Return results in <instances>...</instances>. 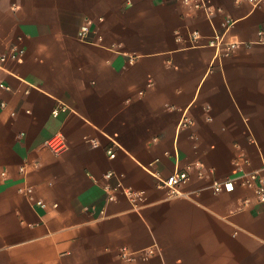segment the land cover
Returning a JSON list of instances; mask_svg holds the SVG:
<instances>
[{
	"label": "crops",
	"instance_id": "0c3cea01",
	"mask_svg": "<svg viewBox=\"0 0 264 264\" xmlns=\"http://www.w3.org/2000/svg\"><path fill=\"white\" fill-rule=\"evenodd\" d=\"M206 1L222 12L210 19L182 0H0V57L24 50L0 63V264H264V204L249 188L210 189L241 158L245 172L264 161V7ZM226 17L242 43L231 57L188 46L190 31L212 37ZM56 134L60 155L45 145ZM187 169L183 196L157 187ZM107 187L134 199L118 188L109 201Z\"/></svg>",
	"mask_w": 264,
	"mask_h": 264
},
{
	"label": "built area",
	"instance_id": "2783aa9c",
	"mask_svg": "<svg viewBox=\"0 0 264 264\" xmlns=\"http://www.w3.org/2000/svg\"><path fill=\"white\" fill-rule=\"evenodd\" d=\"M237 3L246 2L252 8L257 9L260 7H264V0H235ZM183 5L188 7L194 11H202L205 13L206 17L212 18L214 14H220L222 11L219 8H213L209 5L206 0H182ZM236 21L226 17L222 22V27L224 28L223 31L220 33H215L212 37L204 38L198 31H190L187 34V42L188 46L191 48H210L215 51V57L217 59L229 58L233 55L236 49L242 44L237 39L230 36L229 32L231 28L234 26ZM89 33L88 23L83 24L78 32V38L80 41H86L87 36ZM257 42L259 44H264V23L260 25L256 32ZM177 42H182L183 39L180 35L176 37ZM24 54L23 49L13 48L10 51L6 52L0 57V63H4L6 61H16L19 60ZM1 89L8 90V87L0 85ZM3 106V105H2ZM63 110V108H56L53 110V116H57L59 111ZM189 123V121H187ZM184 124V123H183ZM93 146H96L97 143L92 141ZM46 147L55 155H60L67 150V142L63 135L56 134L51 137L46 142ZM108 155L110 158L115 157V153L112 149H109ZM241 164H248V160L240 159L239 161L235 162L236 166V174L233 177L224 179V180H215L210 185V189L213 194H220V193H231L234 191L236 186L249 188L252 189L256 195V198L259 203L264 204V161H262V165L259 169L253 170L251 172H245L243 169L240 168ZM194 168L200 170L201 164L195 163ZM20 172L24 171V168L19 169ZM2 176L5 173H1ZM199 175H202L201 170L199 171ZM112 177V173H107L105 175L106 179ZM156 177V176H155ZM157 187L160 189H165L170 197H179L183 196L184 193L182 192V188L186 185L189 181V171H175L169 177L165 179H161L157 177ZM121 189V193L130 199H134V196L131 192L124 190L121 187H116L114 189L108 188L110 191L108 200L115 201V191ZM23 193L34 202L36 206L44 207V203L41 200H35L32 197L33 189L31 187H27L23 190ZM155 253V249H151L148 251H143L142 253L136 255H130L123 252L122 257L128 261L133 259L145 260L149 258L151 255Z\"/></svg>",
	"mask_w": 264,
	"mask_h": 264
}]
</instances>
